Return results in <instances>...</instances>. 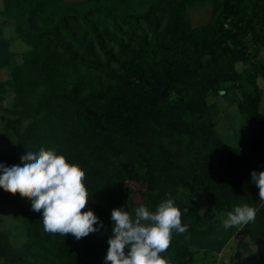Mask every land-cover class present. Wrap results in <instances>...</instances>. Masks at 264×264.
Segmentation results:
<instances>
[{
	"label": "trees",
	"instance_id": "1",
	"mask_svg": "<svg viewBox=\"0 0 264 264\" xmlns=\"http://www.w3.org/2000/svg\"><path fill=\"white\" fill-rule=\"evenodd\" d=\"M2 3L0 24L11 21L15 35L0 29V70H8L0 121L16 139L0 143V163L18 165L27 151L54 149L85 172L82 211L102 223L79 240L46 233L29 199L0 189L3 264H105L111 210L128 203L129 211L141 204L155 211L168 198L188 226L173 230L160 254L170 264H218L236 234L264 240V201L251 180L253 170L264 171V0ZM206 5L209 19L194 25L190 9ZM16 39L27 48L11 50ZM213 96L228 98L242 118L234 147L215 126ZM131 183L141 201L129 197ZM245 203L257 210L255 221L225 229L226 213ZM6 206L25 231L19 246L1 228ZM263 258L261 251L241 263Z\"/></svg>",
	"mask_w": 264,
	"mask_h": 264
},
{
	"label": "clouds",
	"instance_id": "2",
	"mask_svg": "<svg viewBox=\"0 0 264 264\" xmlns=\"http://www.w3.org/2000/svg\"><path fill=\"white\" fill-rule=\"evenodd\" d=\"M85 178L79 165L69 164L63 155L44 147L27 151L18 165L0 163V189L29 199L32 210L41 213L46 233L71 234L76 240L99 231L94 225L102 227L91 210L82 211L89 202ZM251 180L259 189V200L264 201V171L253 170ZM256 214L257 210L245 203L227 212L222 224L225 229L243 227L254 222ZM181 216L171 198L158 203L155 211L143 204L131 211L113 208L105 264H170L160 254L168 250L173 230L178 234L188 230Z\"/></svg>",
	"mask_w": 264,
	"mask_h": 264
},
{
	"label": "rangeland",
	"instance_id": "3",
	"mask_svg": "<svg viewBox=\"0 0 264 264\" xmlns=\"http://www.w3.org/2000/svg\"><path fill=\"white\" fill-rule=\"evenodd\" d=\"M3 8L2 0H0V11ZM211 7L209 5L203 6L201 8H193L189 11V16L194 25H199L206 22L210 17ZM3 21V17L0 14V23ZM0 29L2 30L3 36L6 38L12 37L15 35L14 25L11 21L5 25L0 24ZM27 48L26 44L21 40H14L10 46V49L15 52L23 51ZM18 56V55H16ZM260 57L264 59V51L260 52ZM238 67L241 68V65L238 64ZM6 71V70H4ZM3 73L2 71L0 74ZM259 86L261 88V101H260V112L264 113V81L258 79ZM10 96L6 97L3 104L8 105ZM210 102L216 103L218 114L215 117V126L223 138V140L229 144L231 147L237 145L239 136L242 129V118L238 114L235 105L225 97H211ZM2 110H0L1 114ZM16 137L11 132H4L2 128V122L0 121V143L2 146L8 145V143L15 141ZM130 187L133 189V192L130 193L129 197L135 202L141 201L140 197V187L138 184L131 183ZM204 204L202 203L201 209H203ZM125 211H129L131 206L128 203H125L122 207ZM3 222L1 228L7 230L10 233V239L12 243L16 246L22 244L25 239V231L22 227L21 221L16 214L15 210L10 207H5L2 212ZM240 243H243L240 245ZM245 245V246H243ZM264 251V240L260 243L251 242L248 239H243L240 234H236L232 240L226 245V248L219 253L218 255V264H243L241 259ZM0 264L2 260H0ZM246 264H264L263 259H253Z\"/></svg>",
	"mask_w": 264,
	"mask_h": 264
},
{
	"label": "crops",
	"instance_id": "4",
	"mask_svg": "<svg viewBox=\"0 0 264 264\" xmlns=\"http://www.w3.org/2000/svg\"><path fill=\"white\" fill-rule=\"evenodd\" d=\"M6 70V71H4ZM3 72L0 74V80L6 79L8 77V70L7 69H1L0 72Z\"/></svg>",
	"mask_w": 264,
	"mask_h": 264
}]
</instances>
